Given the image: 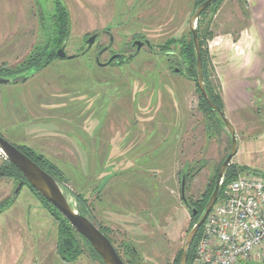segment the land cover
Listing matches in <instances>:
<instances>
[{
    "label": "rangeland",
    "instance_id": "374dc122",
    "mask_svg": "<svg viewBox=\"0 0 264 264\" xmlns=\"http://www.w3.org/2000/svg\"><path fill=\"white\" fill-rule=\"evenodd\" d=\"M58 1L69 18L68 37L61 46L73 58L58 59L47 68L31 67L30 58L50 37L48 18ZM194 9V0H0V78L12 82L28 77L34 85L37 78L50 77L62 89L78 92L72 102L81 107L75 115L87 116L89 130L96 133L111 129L107 116L114 115L115 143L106 159H77V168L66 171L54 165L66 179L62 184L71 205L76 209L73 196L80 194L91 220L108 229L107 236L126 262L124 245L135 249L127 264H171L178 257L185 236L203 214L194 219L184 205L183 176L185 201L196 211L193 203L206 205L208 185L230 151L225 127L206 130L195 82L179 74L178 51L170 47L171 57L159 51L170 39L189 36ZM245 18L243 0H223L203 17L212 35L206 43L210 80L220 96L213 42L237 38ZM92 35L96 38L87 50ZM134 41H148L153 49L135 52ZM102 47L110 52L96 61ZM111 54L132 57L100 65ZM224 117L238 143L230 164L241 169L237 174L264 178V109L251 120L242 115L241 123ZM92 135L89 132L91 141ZM3 159L0 152V162ZM19 185L15 179L0 178V204L5 205L0 211V264H100L83 247L74 261H62L58 245L65 238L59 236L55 220L28 186ZM204 230L202 226L196 245ZM246 264L261 263L251 259Z\"/></svg>",
    "mask_w": 264,
    "mask_h": 264
},
{
    "label": "crops",
    "instance_id": "0c3cea01",
    "mask_svg": "<svg viewBox=\"0 0 264 264\" xmlns=\"http://www.w3.org/2000/svg\"><path fill=\"white\" fill-rule=\"evenodd\" d=\"M244 1L246 23L237 38L213 42V60L222 81L223 114L240 123L244 122L242 115L250 119L264 109V0ZM228 50L240 54L241 59H234L232 53L229 56ZM57 63L55 60L44 68ZM31 84L32 78L28 77L2 84L5 87L0 91L1 136L14 146L32 149L64 171L76 169L77 159H106L115 143L114 115L107 116L111 129L105 127L96 133L97 129L89 130L87 116L75 115L81 107L72 102L78 92L62 89L50 77L37 78ZM179 96L175 100L181 107ZM176 114L180 116L181 110ZM145 129L153 131L152 127ZM89 132L96 135L93 141L88 139ZM65 165L69 168L65 169Z\"/></svg>",
    "mask_w": 264,
    "mask_h": 264
},
{
    "label": "trees",
    "instance_id": "16d2710c",
    "mask_svg": "<svg viewBox=\"0 0 264 264\" xmlns=\"http://www.w3.org/2000/svg\"><path fill=\"white\" fill-rule=\"evenodd\" d=\"M206 0H194V6L197 7L199 4L203 3ZM223 0H215L212 5H210L204 12L200 14L196 21V33L199 40V50H200V58H201V73H202V80L203 85L205 88V91L210 98L211 102L217 107V109L223 113V103L222 99L219 93H217L213 87V84L210 80L211 78V59L208 53L207 49V41L212 39V35L209 33L208 24H206L203 21V17L205 16L206 12L209 9H213L214 11L219 7ZM243 4H245V1L243 0ZM245 17H247L246 10H245ZM42 19V23H43ZM49 24H50V37L48 40H46V43L37 50L35 57H31L29 60V66L36 67V68H43L47 65H49L51 62L58 60L56 57V49L58 47L60 48L62 44L65 43V40L68 37L69 33V18H68V12L64 5L62 3L55 2L54 3V9L53 13L48 18ZM170 47L177 50L180 55V66L181 69H179V74L184 75L188 80H191L194 82L195 79V51L192 43V33L189 31V36H182L179 39H170L168 42H165L164 45L160 47V54H163L167 57H169L172 53H169L171 50ZM153 49V47H152ZM169 50V51H168ZM171 57V56H170ZM128 60V58L123 57L122 55H119L116 60H113L110 64H112L115 61L124 62ZM195 90L198 93V99H199V110L204 115L206 120V130L209 132L210 126H213L214 129L222 130L224 125L221 121V119L218 117L217 113L213 112L207 102L203 99V97L200 94V91L198 90L197 86L195 85ZM23 155H25L27 158H29L32 162H34L40 169H42L45 173L53 177L59 184L63 185L62 183L66 181L65 177L63 176L62 172L55 166L53 163H51L49 160H47L45 157H43L40 154H37L32 149L25 147V146H15ZM228 155V154H227ZM226 155V156H227ZM226 156L223 158H226ZM222 161V162H223ZM222 164V163H221ZM221 167V165H220ZM220 167L216 169L215 175L212 178L211 185H208V195L210 196L214 186L216 185V179L217 175L219 173ZM239 167H237L234 164H230L227 169L224 172L223 175V186L230 183L231 180H233L238 174V172L241 170H238ZM0 178H7V179H15L19 183H21L22 186L26 185L28 188L40 199L48 213L53 217L55 220L57 227H58V233L60 237L68 238L72 241V247L71 248H65L63 245H58V254L62 261L64 262H72L76 259L77 255L79 253H82V247L86 249L87 253L90 255V257L94 260H97L100 264H103L100 257L96 254V252L92 249L90 244L81 237L71 226L70 224L62 217V215L45 199H43L27 182H25V179L21 175V173L6 159L1 160L0 162ZM183 178H187V175L185 174ZM221 187L218 191V198L221 194ZM74 199L76 201V210L83 215L85 218H87L97 229L110 241L113 248L115 249L116 253L122 260L124 264H127V262H131L130 257L136 256L135 249L131 245H124L125 250L123 251V255L126 257L127 262L123 259L120 252L114 247L113 242L110 240V238L106 234L107 228H102L101 226H97L90 218L89 216V209L86 207V204L84 202L83 197L80 194H75ZM205 205L204 201H197L193 203L194 208L196 209V214H192L193 208H191L189 205H185L186 208L190 209L191 215L196 219V217L201 214L202 210L204 211L203 207ZM5 205L0 204V211L2 207ZM201 228L198 230V233L196 234L192 244L188 248L187 251V260L186 264L190 263V259L192 257V253L194 252V247L196 245V242L198 240V237L201 233ZM72 255V257L70 256ZM181 252L179 253L178 257L171 263V264H179V258H180ZM70 258V259H68Z\"/></svg>",
    "mask_w": 264,
    "mask_h": 264
},
{
    "label": "water",
    "instance_id": "95a60500",
    "mask_svg": "<svg viewBox=\"0 0 264 264\" xmlns=\"http://www.w3.org/2000/svg\"><path fill=\"white\" fill-rule=\"evenodd\" d=\"M215 0H206L203 3L195 7L194 12L189 18L188 26L189 31L192 33V43L195 51V85L200 91L201 96L207 102L210 109L217 113L218 117L221 119L224 127L230 135V151L224 161L221 164L219 173L216 179V185L208 199L203 214L199 221L191 228L184 238V241L181 245V256L179 259V264H186L187 260V251L190 245L192 244L198 230L203 225L208 213L211 211L214 206L218 191H219V181L222 179L225 170L230 164L231 159L235 156L237 151V140L234 133L233 127L224 117L223 113L220 112L217 107L211 102L208 97L202 80L201 73V58L199 50V40L195 30V24L202 12H204L210 5L214 3ZM96 35H92L87 39V50L94 44ZM132 46L135 48V52H138L142 47H147L152 49L148 41H134ZM100 51L97 54V57L104 51ZM119 55H113L109 60L100 65H107L113 60L117 59ZM56 57L58 59L73 58L67 57L64 52V47L61 46L56 51ZM132 56H128L131 58ZM9 83L8 80L0 78V85ZM0 152L4 155L5 159L10 162L23 176L25 182H27L43 199L50 203L61 215L62 217L70 224V226L81 236L83 237L100 257L103 264H124L115 249L113 248L110 241L93 225L87 218L81 215L69 202L67 194L64 190V186L59 184L53 177L45 173L40 169L34 162L29 158L23 155L14 145L9 143L0 135ZM104 182L98 187L97 192L103 188ZM21 187V183L19 185ZM180 196L186 205L184 198V178L181 181V191ZM192 214L195 215L196 211L192 210ZM63 247L71 248L72 244L70 239L65 238L62 240Z\"/></svg>",
    "mask_w": 264,
    "mask_h": 264
},
{
    "label": "built area",
    "instance_id": "2783aa9c",
    "mask_svg": "<svg viewBox=\"0 0 264 264\" xmlns=\"http://www.w3.org/2000/svg\"><path fill=\"white\" fill-rule=\"evenodd\" d=\"M208 213L190 264L264 263V178L239 173Z\"/></svg>",
    "mask_w": 264,
    "mask_h": 264
},
{
    "label": "flooded vegetation",
    "instance_id": "af4514ba",
    "mask_svg": "<svg viewBox=\"0 0 264 264\" xmlns=\"http://www.w3.org/2000/svg\"><path fill=\"white\" fill-rule=\"evenodd\" d=\"M104 48H106V50H104L98 57H97V55H96V61H98V59H99V57H101L103 54H109V52H110V50H109V48H107V47H102V48H100V50H98V52H97V54L100 52V51H102ZM150 50H152V49H150ZM111 56H113L112 54L111 55H109V58L111 57ZM109 58L107 59V61L109 60ZM116 60V59H115ZM106 61V62H107ZM180 191H181V184H180ZM181 197V196H180ZM185 205V204H184ZM186 205H188V203H187V201H186Z\"/></svg>",
    "mask_w": 264,
    "mask_h": 264
}]
</instances>
